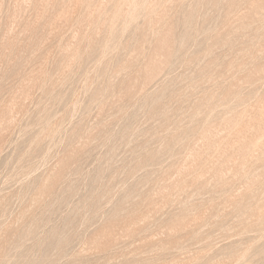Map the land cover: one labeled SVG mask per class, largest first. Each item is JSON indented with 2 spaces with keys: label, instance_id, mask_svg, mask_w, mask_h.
Listing matches in <instances>:
<instances>
[{
  "label": "rangeland",
  "instance_id": "1",
  "mask_svg": "<svg viewBox=\"0 0 264 264\" xmlns=\"http://www.w3.org/2000/svg\"><path fill=\"white\" fill-rule=\"evenodd\" d=\"M0 264H264V0H0Z\"/></svg>",
  "mask_w": 264,
  "mask_h": 264
},
{
  "label": "bare ground",
  "instance_id": "2",
  "mask_svg": "<svg viewBox=\"0 0 264 264\" xmlns=\"http://www.w3.org/2000/svg\"><path fill=\"white\" fill-rule=\"evenodd\" d=\"M58 1V0H57ZM122 1V0H121ZM97 2V1H96ZM161 2V1H160ZM164 2V1H163ZM91 3V2H90ZM168 3V2H167ZM96 4V3H95ZM161 4V3H160ZM196 4V3H195ZM47 5V4H46ZM197 5V4H196ZM63 6V5H62ZM73 6V5H72ZM49 7V6H48ZM79 7V6H78ZM72 8V7H71ZM218 8V7H217ZM48 10V9H47ZM157 13V12H156ZM22 14V13H21ZM72 14V13H71ZM208 14V13H207ZM52 15H53V13H52ZM220 15V14H219ZM67 16V15H66ZM206 16V15H205ZM217 16V15H216ZM45 18V17H44ZM217 18V17H216ZM75 20V19H74ZM44 21V20H43ZM217 21V20H216ZM108 22V21H107ZM106 22V23H107ZM262 22V21H261ZM212 23V22H211ZM67 24H68V22H67ZM38 28V27H37ZM212 28V27H211ZM12 29V28H11ZM138 29V28H137ZM38 31V30H37ZM209 31V30H208ZM41 34V33H40ZM116 34V33H115ZM114 35V34H113ZM153 35V34H152ZM188 36V35H187ZM23 38V37H22ZM72 39H73V37H72ZM113 40V39H112ZM149 40V39H148ZM184 40V39H183ZM182 40V41H183ZM18 41V40H17ZM131 41V40H130ZM6 46V45H5ZM32 46V45H31ZM42 46V45H41ZM40 46V47H41ZM131 46V45H130ZM96 47V46H95ZM147 49H148V47H147ZM34 51V50H33ZM91 51V50H90ZM177 53H179V52H177ZM176 53V54H177ZM213 53V52H212ZM177 56V55H176ZM87 57V56H86ZM147 57V56H146ZM20 58V57H19ZM205 58V57H204ZM89 59V58H88ZM176 59V58H175ZM244 59V58H243ZM174 60V59H173ZM9 62H10V60H9ZM137 65V64H136ZM82 69V68H81ZM122 69H123V67H122ZM126 70H127V68H126ZM82 71V70H81ZM78 72V71H77ZM80 72V71H79ZM125 73V72H124ZM102 74V73H101ZM10 76V75H9ZM60 76V75H59ZM117 76V75H116ZM196 77V76H195ZM78 78V77H77ZM193 79V78H192ZM72 80V79H71ZM118 88V87H117ZM113 89V88H112ZM64 91V90H63ZM71 92V91H70ZM70 94V93H69ZM68 94V95H69ZM166 97V96H165ZM104 98V97H103ZM62 101V100H61ZM60 101V102H61ZM216 103V102H215ZM251 106V105H250ZM121 107V106H120ZM125 109V108H124ZM123 109V110H124ZM13 111V110H12ZM200 111V110H199ZM246 112V111H245ZM51 115V114H50ZM35 118V117H34ZM179 118V117H178ZM30 123V122H29ZM258 123V122H257ZM97 125V124H96ZM89 128V127H88ZM50 133V132H49ZM52 133V132H51ZM167 145V144H166ZM172 148V147H171ZM168 151V150H167ZM18 172V171H17ZM91 186V185H90ZM194 196V195H193ZM104 197V196H103ZM86 200H88V199H86ZM191 200V199H190ZM189 204V203H188ZM82 206V205H81ZM142 223V222H141ZM241 246V245H240Z\"/></svg>",
  "mask_w": 264,
  "mask_h": 264
}]
</instances>
